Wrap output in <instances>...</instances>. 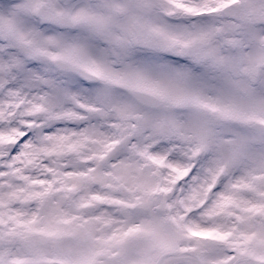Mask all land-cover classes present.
I'll return each instance as SVG.
<instances>
[{
	"label": "snow or ice",
	"instance_id": "obj_1",
	"mask_svg": "<svg viewBox=\"0 0 264 264\" xmlns=\"http://www.w3.org/2000/svg\"><path fill=\"white\" fill-rule=\"evenodd\" d=\"M0 264H264V0H0Z\"/></svg>",
	"mask_w": 264,
	"mask_h": 264
}]
</instances>
